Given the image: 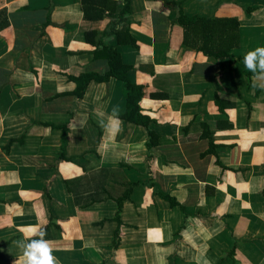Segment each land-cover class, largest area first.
Wrapping results in <instances>:
<instances>
[{"label":"crops","instance_id":"0c3cea01","mask_svg":"<svg viewBox=\"0 0 264 264\" xmlns=\"http://www.w3.org/2000/svg\"><path fill=\"white\" fill-rule=\"evenodd\" d=\"M175 1L0 0V264L39 233L58 264H264V80L242 62L264 47V0ZM182 10L238 19L235 59L186 46ZM110 47L149 128L121 119L117 79L72 96L69 77L110 71Z\"/></svg>","mask_w":264,"mask_h":264},{"label":"trees","instance_id":"16d2710c","mask_svg":"<svg viewBox=\"0 0 264 264\" xmlns=\"http://www.w3.org/2000/svg\"><path fill=\"white\" fill-rule=\"evenodd\" d=\"M133 0H122L127 8L130 7ZM167 8L175 9L181 8L183 2L175 0H161ZM125 12V9L123 10ZM87 15V14H85ZM125 15V13H124ZM86 18V16H85ZM180 25L185 30V45L196 51L202 53L208 58H213L222 62L227 60H234V51L240 48V28L241 23L238 19H218L209 20L201 18L199 16H188L182 10L179 18ZM128 29H124L120 33H126ZM96 33L89 34V36H95ZM88 37V35H87ZM92 42V41H91ZM133 46L136 48L137 44L134 39L131 40ZM108 66L110 71L106 74L99 76L95 74L82 75L79 78H68L75 83L76 90L72 94L77 99H82L88 86L92 83L103 84L110 82L112 79H117L124 85L127 92L128 111L121 119L126 122H132L140 126L149 128L152 120L142 114L141 102L144 98V88L139 85H134L129 77L133 67L124 64L121 54L114 47L107 49ZM62 136V149L64 153V146L66 144V127L63 128ZM150 140L147 143L149 149L154 148L158 143V139L153 137V132L150 131ZM204 137L210 139L211 148L208 153H212L215 150V143L213 137H210L207 133ZM159 144V143H158ZM64 158V154L62 157ZM131 190L128 189L125 194L117 200L120 211L122 210L124 202L130 198ZM94 199V197H93ZM93 203V200L91 201ZM172 204L173 203L172 201ZM117 220L120 224L116 232L115 246L117 247L121 242V216L118 213Z\"/></svg>","mask_w":264,"mask_h":264},{"label":"clouds","instance_id":"9594fccd","mask_svg":"<svg viewBox=\"0 0 264 264\" xmlns=\"http://www.w3.org/2000/svg\"><path fill=\"white\" fill-rule=\"evenodd\" d=\"M245 68L253 73L254 80H264V47H257L247 52L242 60ZM120 123L118 110L113 109L107 117V123H100L106 134L115 132L116 125ZM39 238H31L26 234L22 239L13 243L19 249L20 255L14 264H58L57 258L52 254L51 242L44 239V234L39 233Z\"/></svg>","mask_w":264,"mask_h":264}]
</instances>
